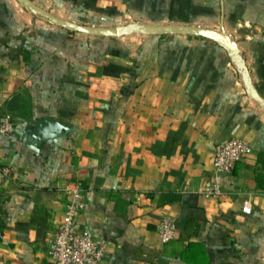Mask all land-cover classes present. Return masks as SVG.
I'll return each instance as SVG.
<instances>
[{
    "label": "crops",
    "instance_id": "crops-1",
    "mask_svg": "<svg viewBox=\"0 0 264 264\" xmlns=\"http://www.w3.org/2000/svg\"><path fill=\"white\" fill-rule=\"evenodd\" d=\"M32 1L91 26L222 23L239 54L197 35L71 31L0 0V112L15 126L0 135V264H52L48 238L75 180L86 188L77 226L106 240L102 264H264V109L253 97L264 101V0ZM233 136L252 151L221 195L204 196L214 146ZM162 214L176 221L168 241Z\"/></svg>",
    "mask_w": 264,
    "mask_h": 264
},
{
    "label": "built area",
    "instance_id": "built-area-1",
    "mask_svg": "<svg viewBox=\"0 0 264 264\" xmlns=\"http://www.w3.org/2000/svg\"><path fill=\"white\" fill-rule=\"evenodd\" d=\"M14 122L8 113L0 112V135H11ZM252 151V144L239 136L223 139L214 146L213 169L201 183L204 196H219L223 192L222 179L232 172L237 162ZM0 163V171H2ZM86 188L80 180L72 182L67 190V201L62 218L48 238L47 254L52 264H102L107 253L104 238L94 236L77 226V219L85 207ZM245 202L242 211L250 212ZM157 231L162 241H168L177 231L174 217L160 216ZM2 234L0 233V239Z\"/></svg>",
    "mask_w": 264,
    "mask_h": 264
},
{
    "label": "water",
    "instance_id": "water-1",
    "mask_svg": "<svg viewBox=\"0 0 264 264\" xmlns=\"http://www.w3.org/2000/svg\"><path fill=\"white\" fill-rule=\"evenodd\" d=\"M26 6L33 13L38 14L41 18L48 22L65 27L71 31L82 32L87 34H98L102 36H117L127 33H140L145 35H163V34H184V35H197L217 42L221 45L232 57L237 58L239 49L234 40H232L223 28V24H220V29H211L206 27H199L188 24H147L140 21L128 23L120 27H101L81 24L66 19L59 18L51 14L48 10L37 5L32 0H17ZM243 77L246 80L247 86L252 90L253 85L246 79L247 68L242 63ZM253 97L259 102L260 106L264 109V101L256 93H253ZM44 127L47 129H54L60 127L61 123L53 119H43L41 121Z\"/></svg>",
    "mask_w": 264,
    "mask_h": 264
}]
</instances>
